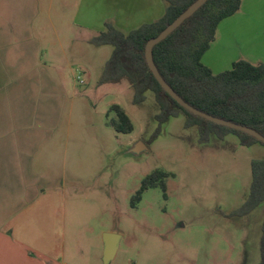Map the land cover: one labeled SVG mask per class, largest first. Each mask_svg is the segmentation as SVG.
Masks as SVG:
<instances>
[{
    "label": "rangeland",
    "instance_id": "1",
    "mask_svg": "<svg viewBox=\"0 0 264 264\" xmlns=\"http://www.w3.org/2000/svg\"><path fill=\"white\" fill-rule=\"evenodd\" d=\"M85 9L82 0H0V96L10 91L12 98L2 109L22 117L28 179L53 199L35 217L42 249L57 241L59 260L65 252L72 264H100L103 235L113 233L121 241L110 264H258L264 205L244 217L234 212L247 199L251 162L264 160V146L202 135L185 128L183 116L159 129L153 93L135 105L126 80L100 85L113 48L90 44L99 33L82 20ZM243 29L241 13L223 21L217 62L236 50L232 37L241 45ZM113 104L126 110L133 133L108 125ZM139 144L146 149L133 154ZM157 169L171 174L166 191L146 190L133 207L143 179ZM49 210L58 216L50 231ZM26 221L33 224L32 216Z\"/></svg>",
    "mask_w": 264,
    "mask_h": 264
},
{
    "label": "trees",
    "instance_id": "2",
    "mask_svg": "<svg viewBox=\"0 0 264 264\" xmlns=\"http://www.w3.org/2000/svg\"><path fill=\"white\" fill-rule=\"evenodd\" d=\"M196 0H166L164 16L156 22L144 24L124 34L107 25V30L90 40L94 46H111L113 52L104 68L100 85L118 84L126 80L133 93V103L142 104L147 92L153 93L159 106L156 121L159 129L172 118L183 116L184 127H197L202 135L219 138L236 136L244 147L263 143L242 133L209 122L182 108L158 83L145 59L147 42L157 37ZM243 0H209L166 40L155 46L154 62L165 81L187 103L214 117L250 127L264 136V64L246 60L233 63L228 71L215 74L203 63L204 55L215 41L219 25L236 15ZM114 118L108 125L119 134L135 130L132 119L118 104L110 107ZM252 183L245 203L234 212L244 217L264 205V160H253ZM171 174L157 169L146 176L140 190L131 200L136 207L142 194L149 189L166 191V180ZM264 264V217L261 226L260 262Z\"/></svg>",
    "mask_w": 264,
    "mask_h": 264
},
{
    "label": "crops",
    "instance_id": "3",
    "mask_svg": "<svg viewBox=\"0 0 264 264\" xmlns=\"http://www.w3.org/2000/svg\"><path fill=\"white\" fill-rule=\"evenodd\" d=\"M82 6L86 8L83 10L82 20L95 24L96 32L99 34L107 30V25L128 34L144 24L161 19L165 14L167 2L166 0H82ZM239 13L244 22V35L238 40L242 41L241 45L232 37L231 42H235L236 50L226 54L227 57L222 61L215 60V52L222 44L220 33L222 22L216 32L215 41L203 57V63L215 74L230 70L233 63L238 60L264 64V0H243L241 9L236 15ZM249 30L252 33L248 32ZM34 51L29 50L28 53ZM12 53V49L6 50L7 55ZM225 59L228 60L225 62ZM7 67L9 65L6 66V70ZM0 70L4 71V66H0ZM1 89H5L4 86ZM3 95L0 96V264H72L66 260L65 252L63 260H59V256L56 257V251H59L57 241H48V250L42 249L44 234L41 223L39 224L42 231L36 236L37 211L40 210V215L42 214L43 201L46 199L48 206V200L53 201L52 194L44 193L45 189L38 179H28L26 126L24 125L21 130L22 117L4 112L2 108H11L12 98L10 91L6 96ZM31 216L33 224L28 226L26 219ZM47 217L50 231L51 223L57 222L58 216L52 215L49 210ZM54 226L56 227L57 224ZM28 227L34 228L33 235ZM62 229V237H64L65 225ZM65 243L66 241L62 242L63 250ZM99 259L100 264H103V252Z\"/></svg>",
    "mask_w": 264,
    "mask_h": 264
},
{
    "label": "water",
    "instance_id": "4",
    "mask_svg": "<svg viewBox=\"0 0 264 264\" xmlns=\"http://www.w3.org/2000/svg\"><path fill=\"white\" fill-rule=\"evenodd\" d=\"M209 0H196L192 5L188 7L180 16H178L169 26H167L157 37L149 40L145 46V59L149 66L150 71L153 73L154 77L161 85L163 90L169 94L182 108L187 110L188 112L192 113L195 116L201 117L209 122L217 124L219 126H223L232 130L240 131L245 133L246 135L256 139L257 141L264 144V136L257 132L256 130L237 124L232 121H228L225 119H221L218 117H214L209 115L203 111L198 110L197 108L193 107L189 103H187L180 95H178L174 89L165 81V79L160 74L153 57V50L155 46L159 43L166 40L173 32H175L178 28H180L183 23L192 17L202 6H204ZM146 147L144 144L136 145L132 149L133 154H140L143 149ZM121 236L118 234L113 233H105L103 235V244H104V251H103V264H110L116 257L117 252L120 247Z\"/></svg>",
    "mask_w": 264,
    "mask_h": 264
},
{
    "label": "built area",
    "instance_id": "5",
    "mask_svg": "<svg viewBox=\"0 0 264 264\" xmlns=\"http://www.w3.org/2000/svg\"><path fill=\"white\" fill-rule=\"evenodd\" d=\"M78 79H80V78L78 77Z\"/></svg>",
    "mask_w": 264,
    "mask_h": 264
}]
</instances>
